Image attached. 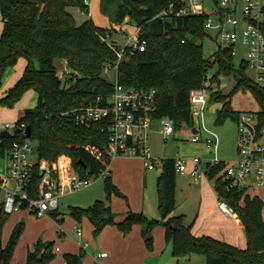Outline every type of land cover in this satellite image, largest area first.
<instances>
[{
    "label": "trees",
    "instance_id": "1",
    "mask_svg": "<svg viewBox=\"0 0 264 264\" xmlns=\"http://www.w3.org/2000/svg\"><path fill=\"white\" fill-rule=\"evenodd\" d=\"M116 1L112 24H131L139 29V40L145 42L144 51H126L116 67V82L137 89H155L152 117L170 118L175 131L182 126L191 127L190 97L193 90L204 88L210 69L216 66L211 84L220 75L234 76L235 85L229 93L212 90L209 102H219L215 124L226 119L236 123L243 114L232 108L233 95L242 90L250 91L258 104L257 127L264 129V85L256 84L247 74L242 61L239 69L233 66V57L226 51H216L212 58L203 55L202 44L208 37L203 28L205 14L187 16L159 15L176 0H108ZM70 7L88 12L84 0H0V16L3 21L0 33V87L8 68H13L23 58L26 62L22 75L0 99L4 107H13L28 90L37 93V104L25 109L16 125L24 123L30 128L28 138L36 141L37 160L50 162L62 158L70 162L71 171L82 178L99 176L105 163L111 160L105 154L108 141L107 126L94 123L85 126L77 122L74 111L84 107L108 104L114 84L109 83L103 72L114 66L120 50L110 36L109 28L98 27L91 18L77 23ZM264 32V23L262 25ZM64 60L70 70L61 79L55 60ZM37 61V66L36 62ZM103 127V129H102ZM20 139L19 134L3 140L0 152L8 150ZM98 151V159L91 151ZM175 159L163 161L157 178L158 210L165 229V241L170 244L176 258L200 254L205 264H264V201L250 188L232 187L224 178L225 163L208 167L205 174L215 179V192L241 220L246 236L244 248L208 235L196 236L191 225L185 224L183 215H174L176 209ZM106 199L123 196L111 179L104 178ZM40 175L36 169L30 178L31 196L38 194ZM24 207V206H23ZM53 219L58 211L50 214ZM69 215L77 222L86 217L98 235L108 225H115L124 235L133 225L144 227L142 237L148 250L153 248L152 227L157 220H149L142 213L128 212L124 220L115 222V213L109 203L96 200L88 207H70ZM9 215L0 211V264H10L16 242L24 229L19 222L7 243L2 244V229ZM53 242L38 240L26 254L25 264H51L55 259ZM84 251L66 253L65 264H83Z\"/></svg>",
    "mask_w": 264,
    "mask_h": 264
},
{
    "label": "built area",
    "instance_id": "2",
    "mask_svg": "<svg viewBox=\"0 0 264 264\" xmlns=\"http://www.w3.org/2000/svg\"><path fill=\"white\" fill-rule=\"evenodd\" d=\"M88 5V0H84ZM210 8V11L207 10ZM205 14L204 30L219 44V51H226L233 57L236 43L240 40L246 45L247 58L244 62L252 71V80L259 85H264V0H176L159 15L187 16ZM212 17L214 19H212ZM139 29L127 38L124 46L116 50V68L124 53L128 51H144L145 42L139 40ZM107 35L104 40H108ZM205 87L193 90L190 97L191 117L193 120V135L191 142L203 143L204 147L216 155L218 137L216 133L205 127L204 112L208 103L209 94H205ZM155 89H137L124 87L117 82L114 90L104 107H84L74 111L78 123L90 126L101 123L107 126L108 141L105 147L106 156L112 160L118 156L138 157L144 161L147 169H154L156 158L151 154L148 146L149 132L153 121H158L159 132L165 139L175 132L174 122L167 117L154 119ZM11 128L18 129L15 134L20 139L15 141L7 150L8 169L0 174V211L10 215L21 209L28 210L37 217H44L59 206V198L68 192H73L87 187L93 179L109 175L108 163L99 176L82 178L77 171H71L70 162L62 158L59 161L37 160L29 161L33 152L27 126L13 124ZM238 159L233 163H225L224 178L232 187L255 188L264 186V129H258L256 117L251 114H242L237 122ZM103 129V127H102ZM104 130V129H103ZM202 133H206L202 137ZM98 159V151L90 152ZM190 174L198 182L202 169L216 165L220 162L215 156L208 162L199 158H192ZM208 164V167H206ZM175 171L183 175L188 172V164L184 159H175ZM40 175L38 194L31 196L30 178L32 172ZM24 206V207H23ZM219 207L226 213L232 212L224 202H219ZM78 237L82 236L80 228L76 227ZM83 243V247H86ZM59 251V248H55ZM107 253H99L97 258L106 257Z\"/></svg>",
    "mask_w": 264,
    "mask_h": 264
},
{
    "label": "rangeland",
    "instance_id": "3",
    "mask_svg": "<svg viewBox=\"0 0 264 264\" xmlns=\"http://www.w3.org/2000/svg\"><path fill=\"white\" fill-rule=\"evenodd\" d=\"M88 14L84 11H81L79 8L70 7L68 10L72 13L77 21V23H82L87 18H91L96 26L109 28L111 30L110 36L108 40L113 42L117 46H124L126 43L127 38L133 36L137 28L131 24H125L123 26L122 31L116 30V27H113L112 20H113V12L117 6L116 1H108V0H88ZM210 11V8H207ZM212 19H214L212 17ZM3 21L0 16V33L2 31ZM125 33V34H124ZM211 38L206 37L202 41L199 40L197 43L202 44L203 55L207 58H212L213 54L219 50L218 41L215 38V33H211ZM247 46L243 45L242 42L239 40L236 43V50L233 56V66L236 69H239L241 66L242 61L246 60L247 58ZM25 63V60L21 58L19 62L15 66V71H17L21 76V63ZM37 66V61L35 62ZM25 66V65H24ZM23 66V67H24ZM55 66L57 68L58 76L64 80L66 73L70 72L66 62L61 59L55 60ZM22 67V68H23ZM24 69V68H23ZM216 71V66L209 70L208 75L206 77V81L204 83V87L207 89L205 90V94H209L212 90H220L222 93L226 94L231 91L233 86L235 85L236 79L234 76L226 77L224 75H220L218 77L219 84L215 82L211 84V79L213 74ZM247 74L249 77H252V71L247 68ZM103 77L111 84L116 83V68H106L103 72ZM19 78V77H17ZM14 82V81H13ZM12 82V84H13ZM4 84V80L2 79V85ZM0 87V89H1ZM35 93V99H24L25 93ZM23 95V97L13 106H18L21 103H26L25 107L33 108L37 104V95L34 90H28ZM232 108L234 110L240 111L243 114H251L253 119L256 117V112L258 111V104L254 100L250 91H238L236 92L232 99H231ZM0 106H2L0 104ZM12 107V108H13ZM221 107L219 102H208L205 112H204V122L205 127L216 133L218 137V147L215 153H212L208 149H206L200 143H193L191 142V137L193 135V127L189 126H182L180 130H176L174 134L167 139L164 138L162 134L159 132V124L155 121L152 125V131L149 134L148 139V146L151 150V154L154 158H156V167L153 171V174L158 178L162 171V162L166 159L173 158V159H184L187 161V164L190 166L192 163L190 162L192 158L196 157L201 159L203 162H208L212 160L215 156L218 160L223 161L224 163H233L235 162L239 155L237 150V139H238V128L237 123L231 119H226L221 124H215L217 110ZM15 123V122H14ZM14 123H6L4 128H7L9 131L12 130L11 125ZM206 133H202V137H204ZM36 141L31 140V146L33 148V152L29 155V161L36 162L38 159L37 151H36ZM2 161L0 157V162ZM2 172H0L1 174ZM202 179L208 182L210 185L215 186V179H209L206 174L205 170L202 169ZM201 179V180H202ZM190 176L184 175H177V200L176 203L179 204L180 208H185L187 212L193 214L192 217H188L192 220L194 219V214H197L199 211V200L196 193L193 191L196 189V185L193 182H190ZM192 181V180H191ZM190 185V186H189ZM194 187L193 190H189V187ZM96 191V196L94 198H98L102 196L101 200L105 201L106 203L111 204V200L106 199V193L104 191V179L103 177H97L92 180L89 186L83 187L80 190L68 192L63 194L60 197V204L58 206V212L60 213L59 218L57 220L64 218L63 224L58 225V221L54 220L50 216L46 215L44 217H37L34 214H31L28 210L17 212L12 214L2 229V244L5 245L14 230V227L19 223H24V229L20 234L13 253V257L11 259L10 264H25L26 254L28 250H32L34 244L39 239H45L50 242H53L54 245L60 246L63 241H68L73 245L74 243L77 244L82 243V239H80L76 234V227L80 228L83 232V226L81 224L75 223L73 224L69 211L70 207H88L86 205L85 198L87 194L91 191ZM191 191V193H189ZM251 193L260 196L264 201V186L255 187L254 189L250 190ZM99 192V193H97ZM102 193V194H101ZM100 198V197H99ZM100 200V199H99ZM92 204V203H91ZM90 204V205H91ZM201 209V208H200ZM201 213L200 215H202ZM199 215V216H200ZM263 217H264V209H263ZM160 219V215H159ZM85 222L88 224V220L85 219ZM158 224V223H157ZM156 224V225H157ZM59 227H58V226ZM90 225V223H89ZM242 241L243 246H246V237L245 234L242 233ZM91 240L87 238H83V242L87 241L89 243V247L87 249L88 253H84V257H88V254H91V249L94 246L98 245L96 243V239L98 235L93 234V230L90 233ZM165 243V242H164ZM145 244V243H144ZM146 247V245H145ZM164 247L161 248L159 254H153L147 257L144 261H139L136 264H204L205 257L200 254H194L190 257H181L176 258L172 255L171 246H169L163 250ZM148 250V248L146 247ZM154 249V239H153V248L148 250L149 252H153ZM60 253H57L59 255ZM101 261V260H100ZM86 264H91L90 261H85ZM121 264H131L127 262H122Z\"/></svg>",
    "mask_w": 264,
    "mask_h": 264
},
{
    "label": "crops",
    "instance_id": "4",
    "mask_svg": "<svg viewBox=\"0 0 264 264\" xmlns=\"http://www.w3.org/2000/svg\"><path fill=\"white\" fill-rule=\"evenodd\" d=\"M125 24L128 23L125 22L122 25L113 24V27L115 28L117 26L116 30L118 28V31H122ZM25 64L26 62L21 63L22 73ZM14 69L15 67L8 68L3 76L4 84L0 89V99L16 82V80L18 79L17 77H20V74ZM24 96V99H35V93L27 92ZM25 105L26 103H21L20 105L13 108L0 106V132L3 130H8L7 128H4V125H6V123L15 122L14 124H16L18 122V120L23 115L24 110L27 109ZM155 121H153V123ZM13 130L14 129L12 128L10 132H13ZM151 131L152 126L150 132ZM199 143L203 145V143ZM211 152L213 153V151ZM0 157L2 159V161L0 162V172L5 173L8 169L7 150L4 151L3 154L0 152ZM108 169L110 171L113 183L123 195L112 196L111 198L110 206L112 211L115 213L114 221L120 222L124 220L128 212L142 213L149 220H157L158 224L156 223L157 225L155 224L151 230V235L154 239V249L153 252H149L146 249L142 237V231L144 229L142 225H133L131 231L128 234L124 235L117 229L115 225L108 224L98 234V237L96 239V243L98 242V245L94 246V248L91 249V254H88V257H83V264H86L85 261H90L91 264H121L122 262L136 264L139 261H144L150 255L157 253L159 254L158 251H160L162 247H164L163 250H165L169 246V244L165 241V229L163 227V221L161 218L159 219L160 214L158 210V196L156 186L157 178L153 174L155 168L147 169L144 165V161L138 157L118 156L111 160ZM188 169V172L183 175L190 176L192 180H190V182H193V184L197 187L196 189H194V187L191 186V188L189 187L187 191L194 189L193 191L196 193L198 200L200 201L198 210L199 212L197 214H194V219L187 220L190 219L188 217H192L193 214L187 212L185 208H180L179 204L176 203L174 215H183L185 224L191 225L192 233L196 236L208 235L233 244L235 246L244 248L245 246H243L244 244L241 239L243 235L242 233H244V226L241 220L233 212L226 213L219 207L220 201L217 198L213 185H210L208 182L202 179V177V180L200 179L198 182L194 180L193 176L190 174L192 164L190 166L188 165ZM178 188L179 187L176 182V200ZM251 189L254 188H250V190ZM189 193H191V191ZM95 194L96 191L94 190L91 191V193L89 192L87 194V197L85 198L84 203L90 206V204H93L96 200L102 199L100 193L97 194L99 195L98 198H94L97 197ZM56 210L58 211V208ZM21 211H26V209H21L12 214ZM51 212L48 214V216L52 218V216L50 215ZM201 213L203 214L200 215ZM12 214H10L9 217ZM59 215L60 213L58 212V216L54 220H57V218H59ZM70 218L73 224L78 223L83 226L82 236L79 237L80 239H82V243H80L79 240V243H74L73 245H71L70 242L63 241L60 246L54 245L56 257L51 264H65L63 256L66 253L77 254L81 250L84 251V253H88L87 249L89 247V243L87 241L88 239H92L90 233L93 230V225L86 217H83L81 222H77L71 216ZM85 219L88 220L90 225L89 223L87 224L85 222ZM57 221L58 225H61L64 222V218H61ZM84 237L87 238V241L83 242ZM39 240H42L43 242L48 241L45 239ZM83 243L87 244L86 247H83ZM57 247L59 248V251L55 250V248ZM57 253L60 254L57 255ZM99 253H107V256L103 258H97V255Z\"/></svg>",
    "mask_w": 264,
    "mask_h": 264
},
{
    "label": "water",
    "instance_id": "5",
    "mask_svg": "<svg viewBox=\"0 0 264 264\" xmlns=\"http://www.w3.org/2000/svg\"><path fill=\"white\" fill-rule=\"evenodd\" d=\"M18 132V129H14L13 132H10L8 130H3L0 132V143L3 141V140H6L8 138H11L15 133ZM26 132L28 134H30V128L27 127L26 129ZM206 167H208V164H206Z\"/></svg>",
    "mask_w": 264,
    "mask_h": 264
}]
</instances>
